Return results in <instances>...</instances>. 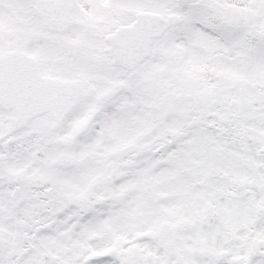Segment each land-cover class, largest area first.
I'll use <instances>...</instances> for the list:
<instances>
[{"label": "snow or ice", "instance_id": "1", "mask_svg": "<svg viewBox=\"0 0 264 264\" xmlns=\"http://www.w3.org/2000/svg\"><path fill=\"white\" fill-rule=\"evenodd\" d=\"M0 264H264V0H0Z\"/></svg>", "mask_w": 264, "mask_h": 264}]
</instances>
